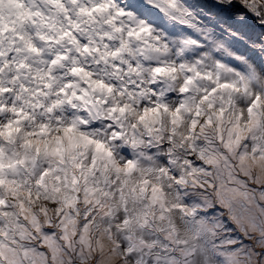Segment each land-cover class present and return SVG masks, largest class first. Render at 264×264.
<instances>
[{
  "label": "clouds",
  "instance_id": "obj_1",
  "mask_svg": "<svg viewBox=\"0 0 264 264\" xmlns=\"http://www.w3.org/2000/svg\"><path fill=\"white\" fill-rule=\"evenodd\" d=\"M155 5L133 26L127 0H0V264H135L129 225L160 241L144 264H185L186 217L218 191L264 229V33Z\"/></svg>",
  "mask_w": 264,
  "mask_h": 264
},
{
  "label": "snow or ice",
  "instance_id": "obj_2",
  "mask_svg": "<svg viewBox=\"0 0 264 264\" xmlns=\"http://www.w3.org/2000/svg\"><path fill=\"white\" fill-rule=\"evenodd\" d=\"M169 2L171 3V0ZM203 3L206 5L204 10L211 13L222 25H227L241 33H255L257 30L264 33V20L260 19L262 14L256 7V0H248L250 7L243 19L235 15L245 11L238 5L237 0H203ZM127 5V9L121 8L120 12L132 18L133 26L143 25L145 18L157 13L155 0L152 4L146 3V0H127ZM129 34L131 35V32ZM256 78L254 70L247 73V79ZM253 115L255 116L256 113ZM205 159L208 165L215 162L214 156H207ZM242 162L247 163L243 157ZM197 203L201 202L197 201ZM179 207L182 209L184 205ZM89 219L92 218L89 217ZM186 220L188 221L187 235L184 237V243L180 245L183 249L185 264H214V262L215 264H241L240 256L246 257L247 264H264V229L260 228L254 219H245L237 215L231 198L223 191L215 194V200L209 202L207 211H193ZM36 223L39 229V222L36 221ZM48 223L52 221L49 220ZM61 226L67 233V224L61 223ZM132 227L129 225L125 229L128 239L121 242L120 248L128 253L129 259H134L135 264H144L142 253L138 250L146 246L155 249V244L160 241L153 243L146 237L137 239L132 233ZM221 230L226 233V236L222 240L214 239ZM250 230L259 232L254 241ZM43 231L46 238L51 235V230ZM47 243L50 249L55 250L54 238L47 239ZM152 260L154 264H174L175 253L169 252L166 248L154 250Z\"/></svg>",
  "mask_w": 264,
  "mask_h": 264
}]
</instances>
